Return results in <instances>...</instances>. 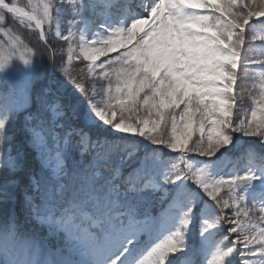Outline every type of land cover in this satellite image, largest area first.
<instances>
[{"label":"snow or ice","instance_id":"1","mask_svg":"<svg viewBox=\"0 0 264 264\" xmlns=\"http://www.w3.org/2000/svg\"><path fill=\"white\" fill-rule=\"evenodd\" d=\"M0 264H264V0H0Z\"/></svg>","mask_w":264,"mask_h":264},{"label":"trees","instance_id":"2","mask_svg":"<svg viewBox=\"0 0 264 264\" xmlns=\"http://www.w3.org/2000/svg\"><path fill=\"white\" fill-rule=\"evenodd\" d=\"M20 2H21V4H23V3H26L27 2V0H20ZM23 35L27 38V39H29V40H31L33 43H35V41H36V39H37V37H36V35L34 34V33H29V32H23ZM57 46H59V42H57ZM254 67H257L258 68V66H254ZM239 83V82H238ZM244 107L245 108H247L248 107V104L246 103L245 105H244Z\"/></svg>","mask_w":264,"mask_h":264},{"label":"rangeland","instance_id":"3","mask_svg":"<svg viewBox=\"0 0 264 264\" xmlns=\"http://www.w3.org/2000/svg\"><path fill=\"white\" fill-rule=\"evenodd\" d=\"M248 139H254V138H248Z\"/></svg>","mask_w":264,"mask_h":264}]
</instances>
